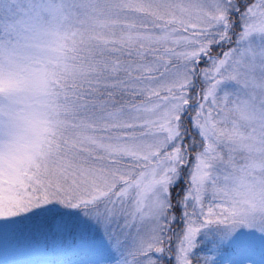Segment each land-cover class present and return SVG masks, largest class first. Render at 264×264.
<instances>
[{"label":"snow or ice","instance_id":"snow-or-ice-1","mask_svg":"<svg viewBox=\"0 0 264 264\" xmlns=\"http://www.w3.org/2000/svg\"><path fill=\"white\" fill-rule=\"evenodd\" d=\"M0 264H264V0H0Z\"/></svg>","mask_w":264,"mask_h":264}]
</instances>
